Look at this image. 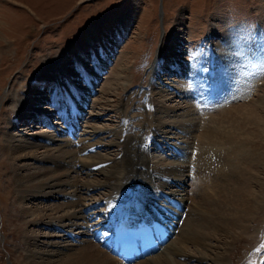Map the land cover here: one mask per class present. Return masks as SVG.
<instances>
[{
	"label": "rangeland",
	"instance_id": "obj_1",
	"mask_svg": "<svg viewBox=\"0 0 264 264\" xmlns=\"http://www.w3.org/2000/svg\"><path fill=\"white\" fill-rule=\"evenodd\" d=\"M92 29L97 34L91 36V47L79 49L80 65L70 46ZM260 50L264 52V0H0V264H23V230L27 226L21 207L58 202L43 196L20 202L16 192L14 162L8 156L4 133L11 130L9 124L17 119L22 106L19 99L29 89L33 91L30 97H42L55 109L66 108L69 99L60 97L59 86L65 84L67 89L68 85L63 78L59 84L53 79L54 70L64 65L78 91L69 93L75 109L80 111L79 128L98 129L94 140L104 141L98 143V148L107 150L102 146L106 138H100L106 130L123 133L129 126L125 123L136 124L152 115L150 100L158 97L153 88L157 82L170 89L164 92L166 105H196L204 123L201 125L223 127L237 132L238 139H248L245 147L239 143L240 147L232 152L235 155L241 148H250L258 156L242 159L245 167L233 175L247 186L244 193L248 195L254 182L249 170L254 174L264 170V59H258ZM162 51L165 55L154 76L151 66ZM217 59L222 66L230 63L227 66L232 74L238 61L251 59L252 68H263L262 75L258 81L250 80L254 84L247 87L245 95L234 94L235 89L222 87L227 85V78ZM194 61L201 62L200 74L193 76L199 85L197 89L189 86L195 91L182 97L168 85L173 79L190 82L187 76ZM82 69L89 73V80ZM196 91L206 96L205 102L196 98ZM241 100L248 111L236 115ZM42 115L50 126L62 122L58 113H48L46 118ZM40 120V115H33L27 108L25 117L16 120L17 126L11 131H36L32 133L35 135L50 131L49 125ZM194 162L192 174L199 165L197 158ZM184 181L182 187L190 182ZM249 217L245 220L247 226L239 228L240 234L228 245L227 264H260L264 260V201ZM34 231L49 235L52 241L64 233L58 226L47 225L34 226Z\"/></svg>",
	"mask_w": 264,
	"mask_h": 264
},
{
	"label": "bare ground",
	"instance_id": "obj_2",
	"mask_svg": "<svg viewBox=\"0 0 264 264\" xmlns=\"http://www.w3.org/2000/svg\"><path fill=\"white\" fill-rule=\"evenodd\" d=\"M96 34L92 29L70 46L80 65L83 63L79 49L86 45L91 47V36ZM162 53L151 66L153 73L161 67L162 55H165ZM259 53L258 59H264V52ZM246 60L235 64L233 74L227 66L230 63L222 66L218 60V67L227 78L225 83L229 84L222 87L233 88L234 94L240 96L254 84L250 80L258 81L263 71V68H252L251 59ZM194 62L187 76L190 82L181 79L169 82L168 86L182 97L192 95L195 89L190 87L199 85L194 77L200 74L201 62ZM82 71L89 80V73ZM62 78L68 85L67 89L65 84L59 86L60 97L69 99L66 108L55 109L53 104L46 105L42 97H30L33 91L29 89L19 99L22 106L17 119L9 124L13 130L16 120L23 119L25 110L31 108L33 115H40V121L49 125L50 131L44 130L42 135L32 134L36 131L26 134L6 130L4 133L8 156L14 162L19 201L35 196L58 200L44 206L21 207L27 226L23 230L26 248L23 264H227L228 245L240 234L239 228L247 226L245 220L250 218L251 211L259 209L264 201L261 191L264 176L260 174H264V170L255 174L249 170L254 182L248 195L244 193L247 186L233 176L235 171L245 167L242 159L258 158L252 149H242L248 139H238L237 132L223 127L201 125L204 123L196 105L188 102L166 105L164 92L170 89L155 82L153 88L157 89L158 97L150 100L152 115L136 124L125 123L129 126L123 133L106 130L100 138H106L108 144L102 146L107 150H100L98 143L104 141L94 140L98 129H81L77 124L80 111L75 109L69 92L78 91L64 65L54 70V81L58 83ZM220 90L221 93L224 88ZM196 93V98L206 100L204 94ZM216 106L224 110L223 106ZM236 106V115L248 111L243 101ZM41 112L45 118L48 113H58L62 122L50 126L47 119H42ZM239 143L242 147L239 154L244 157L232 154L240 147ZM212 155H217V160ZM194 158L199 160V165L192 174ZM184 179L190 182L182 187ZM138 204L144 206L143 215L149 211L163 217L171 224L172 232L157 251L124 263L111 253L105 238L114 220ZM38 225L58 226L64 233L59 235V240L52 241L49 235L34 231V226ZM260 264H264V260Z\"/></svg>",
	"mask_w": 264,
	"mask_h": 264
}]
</instances>
